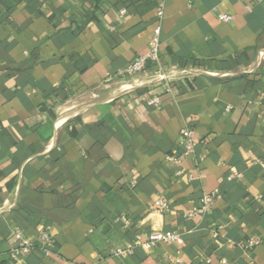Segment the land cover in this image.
I'll return each instance as SVG.
<instances>
[{
	"label": "crops",
	"instance_id": "1",
	"mask_svg": "<svg viewBox=\"0 0 264 264\" xmlns=\"http://www.w3.org/2000/svg\"><path fill=\"white\" fill-rule=\"evenodd\" d=\"M158 25V65L120 86ZM176 259L264 264V0H0V261Z\"/></svg>",
	"mask_w": 264,
	"mask_h": 264
},
{
	"label": "built area",
	"instance_id": "2",
	"mask_svg": "<svg viewBox=\"0 0 264 264\" xmlns=\"http://www.w3.org/2000/svg\"><path fill=\"white\" fill-rule=\"evenodd\" d=\"M124 13L125 11H121V15H124ZM162 15H163V12L162 10H160L157 13V17L159 20H161ZM218 18L221 22H224V23H227L230 21V17L226 15H220ZM159 36H160V26L158 25L153 29L152 37L149 42L148 53L144 56L136 58L133 62L128 64L121 72H119L116 75V78L119 81H121L120 82L121 86H126L123 84L128 83V81L134 78L136 75L143 73L148 67L158 65V62H159L158 51H159V46H160ZM157 104H158V98H152L148 102V105H151V106H156ZM180 139H181V144L183 146L182 155L184 156L193 155L196 144L192 137V130L189 127H185L180 131ZM179 158L180 156L178 155L176 157H168L167 161H173L176 163L179 161ZM234 176L238 177V174H235ZM189 180H191V177H189ZM217 196H218L217 192L202 196L199 202L200 206L196 209H193L191 212L185 214L184 218L192 219L200 214L206 213L207 211L210 210ZM156 206L158 207V210L162 212L167 210V204L165 202H158ZM116 222L126 223L127 219L124 217H120L116 219ZM38 237L40 238V240L43 242L45 246L48 247L52 244L51 237L44 230H40V232L38 233ZM179 240H180V237L176 232L154 231L147 236V239L144 241V243H142V245L145 249H150L159 243L173 245V244L178 243ZM258 244H259L258 239H251V240L240 243L239 247L245 253H250L253 249H255L258 246ZM32 249H33L32 243L27 240H23L21 242V247L19 251L22 254H28L30 251H32ZM47 254H48V251L45 250V255ZM131 254H132V248L128 247L124 250H117L114 253V256H128ZM175 263L181 264V261L179 259H176ZM206 263L208 264L209 261L207 260ZM221 263L225 264V261H221Z\"/></svg>",
	"mask_w": 264,
	"mask_h": 264
},
{
	"label": "trees",
	"instance_id": "3",
	"mask_svg": "<svg viewBox=\"0 0 264 264\" xmlns=\"http://www.w3.org/2000/svg\"><path fill=\"white\" fill-rule=\"evenodd\" d=\"M0 264H9L7 261H0Z\"/></svg>",
	"mask_w": 264,
	"mask_h": 264
},
{
	"label": "rangeland",
	"instance_id": "4",
	"mask_svg": "<svg viewBox=\"0 0 264 264\" xmlns=\"http://www.w3.org/2000/svg\"><path fill=\"white\" fill-rule=\"evenodd\" d=\"M123 85H131V83H125V84H123ZM120 86H121V84H120ZM120 86H119V87H120Z\"/></svg>",
	"mask_w": 264,
	"mask_h": 264
}]
</instances>
